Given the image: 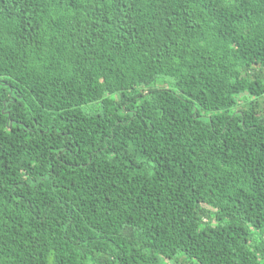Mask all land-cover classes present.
<instances>
[{
	"label": "trees",
	"instance_id": "16d2710c",
	"mask_svg": "<svg viewBox=\"0 0 264 264\" xmlns=\"http://www.w3.org/2000/svg\"><path fill=\"white\" fill-rule=\"evenodd\" d=\"M0 264H264V0H0Z\"/></svg>",
	"mask_w": 264,
	"mask_h": 264
},
{
	"label": "rangeland",
	"instance_id": "374dc122",
	"mask_svg": "<svg viewBox=\"0 0 264 264\" xmlns=\"http://www.w3.org/2000/svg\"><path fill=\"white\" fill-rule=\"evenodd\" d=\"M173 89H175V90H176V87H173Z\"/></svg>",
	"mask_w": 264,
	"mask_h": 264
}]
</instances>
